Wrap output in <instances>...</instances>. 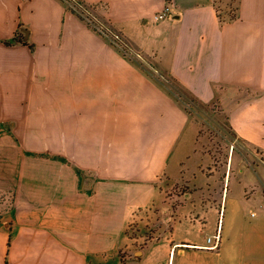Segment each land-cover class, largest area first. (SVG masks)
<instances>
[{"label": "crops", "instance_id": "crops-1", "mask_svg": "<svg viewBox=\"0 0 264 264\" xmlns=\"http://www.w3.org/2000/svg\"><path fill=\"white\" fill-rule=\"evenodd\" d=\"M80 1L147 59L64 0H0V264H103L130 246L127 227L163 182L211 181L199 124L165 73L219 102L235 139L264 155V0H238L232 17L218 0ZM229 195L228 186L220 248L173 235L149 264H188L190 251L206 264L222 258ZM235 257L246 258L226 264Z\"/></svg>", "mask_w": 264, "mask_h": 264}, {"label": "rangeland", "instance_id": "rangeland-1", "mask_svg": "<svg viewBox=\"0 0 264 264\" xmlns=\"http://www.w3.org/2000/svg\"><path fill=\"white\" fill-rule=\"evenodd\" d=\"M237 2L238 0H218L220 14L234 16ZM138 52L139 56H130L147 59ZM155 69L151 68V71L155 72ZM164 77L167 78L164 82L169 91L199 124V148L208 154L210 163L206 172L213 176L211 181L202 176L195 182L183 177L180 181L168 182L167 187L163 182L164 191L156 196V204L141 215H136L127 227L130 246L118 255L107 257L103 264H121L120 258L126 259L130 255L127 264H149L154 256L168 248L167 241L173 235L175 239L197 238L199 241H183L180 245L183 247L206 244L203 240L207 241L208 235L212 236L220 229V224L222 226L224 214L220 218L218 211L222 210L224 192L228 186L230 195L223 235L226 239L225 255L220 259L215 258L213 264H226L229 254L239 252L246 258L235 257L236 262L232 264H264V155L235 139L219 102L211 105L202 103L176 79L166 73ZM186 166L190 171L196 170L194 160H190ZM182 170L184 171V167ZM229 173L232 177L228 183ZM211 205L213 206L209 207ZM179 222L181 223L174 233ZM233 235H241L242 238L238 240L232 238ZM226 236L231 238L227 240ZM154 242L159 243L141 253L145 246ZM217 248H220V244ZM139 254L142 259L138 258ZM197 256V253L190 251L191 262L188 264H206V259Z\"/></svg>", "mask_w": 264, "mask_h": 264}, {"label": "built area", "instance_id": "built-area-1", "mask_svg": "<svg viewBox=\"0 0 264 264\" xmlns=\"http://www.w3.org/2000/svg\"><path fill=\"white\" fill-rule=\"evenodd\" d=\"M68 2L70 6L77 11L94 29L99 31L104 36L108 37L112 44L120 49L122 52L128 55H140V53L135 50L125 36L115 30L109 22L100 18L97 13L88 6L84 5L80 0H64ZM168 15V10L161 11L154 16L155 20L163 19ZM223 210L220 212V218H222ZM221 229L217 230L212 236L207 237V242L210 243V248H217L221 243Z\"/></svg>", "mask_w": 264, "mask_h": 264}, {"label": "trees", "instance_id": "trees-1", "mask_svg": "<svg viewBox=\"0 0 264 264\" xmlns=\"http://www.w3.org/2000/svg\"><path fill=\"white\" fill-rule=\"evenodd\" d=\"M18 36H20V35H19V34H16V37L14 38V40H15L16 42H20V43H23V44H29L28 42H26V41L23 40L22 36H20V37H18ZM6 44H7V45H10L11 42H10V41H7ZM30 46L33 47V45H31V44H30ZM127 259H128V258L125 259L124 257H121V258H120V260H121V262H122L123 264H125V263L127 262Z\"/></svg>", "mask_w": 264, "mask_h": 264}]
</instances>
